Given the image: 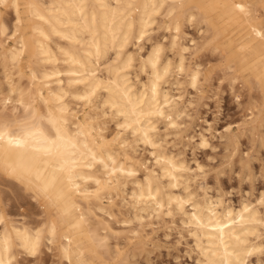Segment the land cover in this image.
I'll list each match as a JSON object with an SVG mask.
<instances>
[{
    "label": "bare ground",
    "instance_id": "bare-ground-1",
    "mask_svg": "<svg viewBox=\"0 0 264 264\" xmlns=\"http://www.w3.org/2000/svg\"><path fill=\"white\" fill-rule=\"evenodd\" d=\"M211 2L217 6L210 16L201 0H0V62L8 78L5 77L8 94L0 98V126L7 124L8 130L20 136L36 133L26 137L23 147L9 145L7 137L0 140V183L21 188L41 205L45 215L40 225L30 227L29 223L6 218L7 204L0 200V218L5 221L0 240L7 233L11 241L7 250L0 245V260L4 264H17L22 251L15 247L17 232L24 234L27 230L35 237L37 228V253L43 244L54 245L71 264H95L81 257L78 241L82 238L74 239L71 230L82 228L96 246H105L104 237L89 223V218L93 209L107 213L101 200L107 197L112 201L118 194H123V205L134 210V223L142 224L148 218L155 224L153 220L180 216L194 240L200 264H248L252 256L262 252L263 224L258 221L264 217L258 206L245 202L236 208L226 203L220 193H205L197 198V190L195 194V188L189 189L193 187V183L189 184L190 166L166 152L159 138L158 122L165 121L166 126L182 130L179 121L188 115L186 108L192 104L190 99L184 100L183 92L172 93L171 87L165 86L173 65L178 75L189 78L195 90L202 79V67L197 63L190 67L187 63V54L196 55L199 45L193 44L192 48L181 41L186 36L181 32V18L205 22L207 29L215 25L214 18L229 20L231 29L240 31L247 53L229 42L214 41L229 30L226 28L220 34L210 35L204 43L212 52L220 53L221 58H230L231 63L255 60L258 67L251 69L252 81L264 85V36L259 34L264 32V25L254 21L246 1ZM237 4L243 5L244 10L237 8ZM2 6L11 8L13 13L10 32L11 23L8 25ZM160 16L169 18L171 46L177 48V61L173 60L174 64L171 58L164 57V46L156 41L138 63L129 44L135 40L140 45L149 38ZM154 50L159 52L155 68L148 62ZM24 58L28 60L30 80L20 87L12 76L15 70L19 78L23 77ZM137 63L145 73L143 79L131 75ZM232 65L227 69L231 70ZM93 89L89 100L77 99ZM71 100L80 109L72 108ZM85 106L88 111L81 108ZM98 108L103 121L97 120L94 110ZM109 120L114 121L115 132L107 134L104 125ZM48 130L58 132L54 143L51 137L39 135L40 131L47 135ZM145 139L151 143H145ZM198 140L202 145L208 144L204 133L198 134ZM135 143L150 149L157 170L155 166H145L146 162L136 154ZM198 169L201 171V166ZM178 201H187L183 210ZM245 206L248 212H244ZM102 230L112 232L109 225L102 226ZM75 250L78 253L74 256Z\"/></svg>",
    "mask_w": 264,
    "mask_h": 264
},
{
    "label": "rangeland",
    "instance_id": "rangeland-1",
    "mask_svg": "<svg viewBox=\"0 0 264 264\" xmlns=\"http://www.w3.org/2000/svg\"><path fill=\"white\" fill-rule=\"evenodd\" d=\"M243 1H246L252 9L254 21L264 25V0ZM201 2L208 15L215 14L216 2H211V0H201ZM2 12L4 17L6 16L5 19L9 21V25L13 20L11 8L2 6ZM24 16L27 19L26 13H24ZM214 19L212 22L215 25L211 27L212 29H207L209 28L207 24L202 21L201 23L197 19L194 22H189L185 18H181L182 21L180 20L181 32L183 35L186 34L181 41H184L190 47L195 44L199 45L196 55L187 54V63L190 67H193L195 63L202 67V79L200 78V84L195 90L189 84V78L184 74L178 75L175 65H173V70L168 77V85L165 86H170L172 93L183 92L184 100L188 98L192 101V104L186 108V114L188 115L182 117L179 121L182 123L181 126L184 127L182 130L174 129L169 125L166 126L165 121L158 122L160 128L159 138L166 152L172 153L178 159L183 160L186 165L188 164V167L190 166L189 184L193 183V185L190 184L193 187L190 186L189 189L195 188L192 189L194 193L197 190V194L195 193L197 198H202L205 193L210 194V196H217L220 193L226 203H230L236 208L245 202H250L255 207L258 206L257 208L260 210L259 199L260 196L264 195V175H262V172H264V85H255L252 81L251 69L258 67L255 60L250 61V59H247V62L235 60L231 63L230 58H221L220 53L212 52L208 48V44L204 43L209 40L208 38L212 34H220L226 28L229 30L225 33L222 32L219 38L214 41L229 42L244 53L248 51L240 38V31L231 29L230 25L232 23L229 20H221L219 17ZM168 21V17H158L156 23L159 25L157 26L156 23L155 26L153 25L154 30L149 38L140 45H138V42H134L135 40L129 44V48L134 52L138 63L142 56L148 52L151 44L159 41L164 46L163 56L171 58V61L175 64L174 61H177L178 56L177 48L171 46L172 31ZM12 23L9 26V32L12 31ZM10 27H12L11 30ZM228 37L231 39L229 40ZM14 38L16 37H12L11 40ZM24 60L23 66L26 69L23 68V77L19 78L15 70H13L14 74L12 76L13 78L16 77L14 78L15 83L20 87H23V85L25 87L30 80L27 67L28 60L27 58H24ZM24 62L26 63L24 64ZM138 63L137 67L133 68L131 75L135 79L137 76V78L143 79L145 73L140 71ZM229 64H233V70L227 69ZM2 67L3 65L0 62V98L8 94V78L6 77L5 68ZM174 82H179V85H174ZM70 105L72 108L77 107L80 109L73 100L70 101ZM81 108L84 111L89 110L88 106ZM100 110L98 108L94 112L98 113L97 120L103 121L104 117L100 116L102 111ZM114 126V121L109 120L104 125L106 128L105 133L108 134L109 131L114 133ZM200 133H204L208 137L207 146L199 143L198 134ZM192 136H195L194 140L190 139ZM133 146L137 149V156L146 162L145 166L153 169L155 165L150 155V149L136 143ZM198 166H201V171ZM154 169L157 170V167L155 166ZM3 183H0V194L2 195L0 200L5 201L4 203L7 204L5 206V210L7 209L6 218H14L26 225L29 223L30 227L40 225L45 216L41 205L34 201L28 193H24L21 188L19 189L15 185L11 186L8 182ZM129 187H131L130 184ZM122 195H115L112 201L107 197L101 200L103 201L102 206L108 214L95 209L90 214L89 223L104 237L105 246H96L92 240L86 237L82 228L71 230L74 239L79 236L82 238L78 242L81 244V257L84 260L95 264H185V261L187 264H200L194 240L189 235L188 228L181 222L180 216L178 218L175 215V221L174 218L172 220L168 217L169 222L165 217L164 220H153L155 224H152V221L148 218L144 221H147V223L138 224V221L134 223L136 221L133 218L134 210H131L132 207H129V205H123ZM6 199L9 201L6 202ZM109 213L110 216H108ZM105 225H109L112 232L102 230V226ZM261 234L262 252L259 255L252 256L248 260L250 261L247 262L248 264H264V224L261 226ZM77 253L78 250H75L73 255L75 256ZM20 255L18 254L17 264H20L21 261H23V264H28L29 261H34V264H54V262L63 258L57 246L49 247L45 244L41 246L40 252L35 257L26 254ZM77 259L78 256L74 260Z\"/></svg>",
    "mask_w": 264,
    "mask_h": 264
},
{
    "label": "snow or ice",
    "instance_id": "snow-or-ice-1",
    "mask_svg": "<svg viewBox=\"0 0 264 264\" xmlns=\"http://www.w3.org/2000/svg\"><path fill=\"white\" fill-rule=\"evenodd\" d=\"M237 8H239L241 11L244 10L243 5L237 4L235 5ZM261 36H264V32L259 33ZM143 38V36H141V39ZM159 52L158 50H154L152 56L149 57L148 62H150L152 64V67L155 68V58L158 57ZM132 64V60L131 58L128 59L127 65L130 67ZM159 75L156 74V80H159ZM79 83V82H78ZM155 89H156V85L155 82L153 83V93H155ZM94 94V89L92 91V93H89L87 95H83V96H79L77 97V99L79 100H89L90 95ZM121 127H125V125H121ZM9 125H4V126H0V140H4L5 137L8 138L7 142L9 145H14L16 147H23L26 145V137L27 136H34L36 135V133L33 132H27L25 133L24 136H20L17 135L15 132H12L10 130H8ZM40 136H43L45 138L51 137L52 138V142H55V139L58 137V132H54L52 130H48L47 131V135L45 134L44 131H40L39 132ZM145 143H151V141L145 139L144 141ZM207 146V145H204ZM74 147V145H73ZM93 159H95V157H93ZM129 175H134V173H129ZM262 175H264V172H262ZM173 179H175L173 177ZM97 183H99V181H96ZM174 186V185H173ZM149 191L151 192V189H149ZM150 199H155V197L150 196ZM187 201H178V205L180 207V210H183V205L184 203H186ZM259 205H260V213L261 216L264 217V195L260 196L259 199ZM249 208L247 206L244 207V212H248ZM5 221L0 218V229L3 228ZM258 223H262L264 224V220L262 221H258ZM39 233H40V229H36V236L34 237L30 231H27L24 234H21L19 232H17V236H16V244L15 247H17L18 249H21V255H28V256H32L35 257L37 254V247H38V239H39ZM0 245H2L6 250L7 248L11 245V241L9 240L8 234L5 233L4 237L2 240H0ZM0 264H4V261L0 260ZM9 264H11V262L9 261ZM20 264H23V261L20 262ZM28 264H34V261H29ZM54 264H71V261L65 256L63 257L60 261H56L54 262ZM185 264H187V262L185 261Z\"/></svg>",
    "mask_w": 264,
    "mask_h": 264
}]
</instances>
